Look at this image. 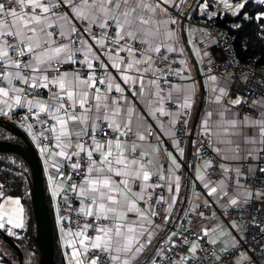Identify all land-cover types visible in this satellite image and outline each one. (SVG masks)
I'll return each mask as SVG.
<instances>
[{
    "label": "snow or ice",
    "instance_id": "1",
    "mask_svg": "<svg viewBox=\"0 0 264 264\" xmlns=\"http://www.w3.org/2000/svg\"><path fill=\"white\" fill-rule=\"evenodd\" d=\"M220 2L243 20L264 21V13L253 18L244 11L252 0H233L235 7L229 0ZM256 3L264 6V0ZM182 4L183 0H0V113L7 115L4 109L11 110L13 103L36 109L37 115L51 108L55 126L48 131L57 133L56 147L62 149L53 155L64 157L63 166H70L68 181L81 178L80 183L53 189V195L62 188L74 193L71 199L63 197L66 211L84 218L83 223L72 220L78 230L65 233L78 238L66 241L65 247L71 249L65 253L68 264H140L149 252L147 264H233L234 259L236 264H259L247 253L232 255L240 243L235 238L216 251L200 243L209 236L207 230L203 236L196 232L195 240L184 235L190 231L187 227L164 235L169 223L179 227L176 171L181 165L172 157L175 169L161 164L152 171L163 151L148 119L163 124L161 118H169L170 128L181 122V132L187 131L195 88L175 81L193 78L186 61L172 55L184 54L171 27L178 21L164 18L169 8L179 9ZM257 27L264 28V23ZM194 51L200 54L199 49ZM178 63L183 67H175ZM207 63L211 71L213 61ZM65 65L77 67L61 71ZM242 79L251 83L247 77ZM227 88L226 80L218 87V77L208 76L205 90L210 89L214 107L201 122L199 148L204 149L203 157L209 151L214 156L206 160L198 178L206 195L217 196L224 209L249 211L253 203L264 202V187L252 188L248 183H255L257 173L264 174V95L251 103L242 98L225 100ZM42 90L54 101L47 108L36 99ZM238 90L246 95L264 93V82ZM241 104L256 115L241 117L232 110ZM97 135L108 139L100 143ZM175 146L180 148L179 142ZM52 167L64 176L61 166L53 163ZM213 175L220 179L213 180ZM2 189L0 185V199ZM6 202L12 207L0 203V230L13 236L12 229L25 227V210L18 198ZM204 206H209L206 201ZM198 207L185 212V217ZM174 236L182 237L179 245ZM204 242L214 245L217 240Z\"/></svg>",
    "mask_w": 264,
    "mask_h": 264
},
{
    "label": "crops",
    "instance_id": "2",
    "mask_svg": "<svg viewBox=\"0 0 264 264\" xmlns=\"http://www.w3.org/2000/svg\"><path fill=\"white\" fill-rule=\"evenodd\" d=\"M214 2H220V0H183L182 7L177 9L178 17L173 16L169 11L167 13H164L165 19L171 16L172 18H175L178 21L176 25H172L171 27L175 28L177 36L180 40L179 47H181L184 50V54L179 55L181 57L180 60L183 59L186 61L187 67L190 70L189 74L193 78L191 81H184L182 83L190 84L195 88V97H194L195 103L193 105V108L191 109V116L188 119L186 137L183 143H179L180 148H183V156L180 155V148H177L175 146V142H178L176 139V125L170 128V126L167 123V120L169 118L162 117L161 119L164 120L163 124H160L159 121H156L153 118H149L148 123L150 124L151 128L154 129L155 132L159 134L158 143L163 151V155L158 154L159 155L158 164L152 166V171L155 172L157 170V167L161 164L165 169H169V168L175 169V166L172 164V157H175L177 162L180 163L181 165L180 169L176 171V175L180 178V191L179 193H177L178 203L175 205V208L179 209V212L175 214L176 224L180 226L183 219H187L190 215L195 216L196 212H190V214L185 217V212L195 208L196 205L198 204L204 205L206 201L207 204L212 207V209L209 211L208 215L206 216L205 222L202 225L201 229L203 231L207 230L209 232V236H208L209 240L210 239L217 240L216 244L214 245L211 244L212 248L215 250H220L222 247L229 245V242L234 238L235 233L232 234V232L228 228L232 224L230 222V219L227 217L228 209L226 210L223 208L222 202L218 199L217 196L206 195V190L203 188L202 182L198 178L201 172L203 171V165L205 164V162L198 161L196 159L197 139L200 136H202L201 122L205 117V112L210 107H214V105H211L209 102L211 99L210 89L208 91L205 90L208 82V76L210 75H207L203 70V65L206 64L209 60V57L204 56L203 53L208 52L207 49L208 47H212L213 42L209 40L205 45L204 37H201L200 43L196 46L194 45L192 46L190 44V40L192 36V27L188 23V19L193 13L195 14L199 13L201 8L205 4L210 5ZM253 2L255 4H258L256 3V0H253ZM229 3H233V2L229 0ZM221 4L224 7L223 3ZM233 7H235L234 3H233ZM225 9L227 10V14H229L231 18H233L234 15L232 14V9L229 8H225ZM195 49L200 50L199 55L196 54V52L194 51ZM109 71L113 72L114 74V70L109 69ZM217 77H218V87H223V82L225 80L220 78L219 76ZM226 91L228 92V88L226 89ZM27 98L31 99L32 97L28 96ZM232 98H239V97H232L228 93V96L225 97L224 99L229 100ZM36 99L45 102L46 108L48 107L49 103H54V101L50 100V93L47 90H42V95L36 97ZM24 109H28V108L27 107L21 108L13 103L11 110L7 108L4 109V111L8 113L7 115L0 113V119L2 120L4 119L8 122H12L15 124V126L20 128L22 132L26 135L27 139L30 141L31 145H33V147L37 151V154L41 161L44 188L47 198L49 200V205L53 219V226L56 232V237L58 240L59 247L63 249V247H65L67 240L78 239L76 237H67L65 235L67 231L62 230V228L60 227V219L54 211V200L61 199L65 195L64 188H65L66 177L65 175L63 177H60L59 173L57 172V169L55 167H52V165L53 163H55L56 165L61 166L60 171L64 173L63 165H65L66 161L64 157L53 155V153H58L59 151L62 150L56 147L57 141L55 140V136L57 135V133H51L52 141L50 145L44 147H41L39 145V141L41 140L43 135L49 132L48 131L49 129L43 128L44 122L52 121L51 126H55V121L51 119L53 110L49 108L47 114L40 113L39 117H35V116L31 118L26 117L21 123L17 122L16 120L14 121L13 116ZM232 110L234 112H238L236 110V107H233ZM239 115L243 117L240 113ZM195 119L196 122L193 128L191 142L188 145V136L190 134V128L192 126L193 121H195ZM71 130L79 131V128H74ZM57 132H58V128H57ZM149 140H151V137H149ZM45 148L48 150L47 152L42 151V149ZM68 151H71V149H68ZM117 179H121V178L118 177ZM59 184H63L64 188L60 190L59 195H53V189L56 187V185ZM195 186L201 189L200 194H195L192 191L193 187ZM133 190L135 191V188ZM165 195H167L166 192ZM179 201H183V202L180 203ZM178 228L179 227H174L172 223H169L167 229L165 230L164 235H166L169 230L177 231ZM213 230H215V236H212ZM16 231L17 230L13 231V233ZM150 255H151L150 252L146 253L145 256L140 260V264H147V257ZM25 256L27 255L24 254L23 259ZM63 257L65 260V264H68V257L66 255H63ZM259 263L264 264V259ZM0 264H6L3 262L1 257H0Z\"/></svg>",
    "mask_w": 264,
    "mask_h": 264
},
{
    "label": "built area",
    "instance_id": "3",
    "mask_svg": "<svg viewBox=\"0 0 264 264\" xmlns=\"http://www.w3.org/2000/svg\"><path fill=\"white\" fill-rule=\"evenodd\" d=\"M171 14L178 17V12L176 8H169L168 9ZM213 13H216V15H212ZM225 14H227V10L222 6L220 2H214L205 9L204 7L201 8L200 12L195 14L193 13L190 18L188 19L189 25L192 27V36H191V45L196 46L200 43V38L204 37L205 45L207 44V41L211 40L213 42L212 47H208L207 51L209 53L208 57L213 61V66L211 68V71H209L208 63L203 65V70L207 75H215L219 76L220 78L224 79L228 83V93L232 97H239L242 99L247 100L249 103L253 99H256L257 96L264 95V93L256 92L254 95H246V93L242 90L238 89H252L255 88L258 82H264V70L257 65V57H253L249 59L248 61L242 62L237 57L234 48H233V41L234 39L232 36L229 35L227 28H222L217 25L218 18L223 17ZM250 17H256L251 16ZM259 16V15H257ZM180 18V17H179ZM247 21V20H246ZM256 23H264V21H256L253 19ZM234 25H239L238 22L229 23L228 26L231 29L237 28ZM258 28V32L262 40L264 41V28ZM177 61L180 60L179 54H172ZM77 67L75 65H65L64 68L61 69V71L68 70L70 71L72 68ZM175 67L180 68L183 67L179 63L175 65ZM231 73L232 75L229 77L228 74ZM243 77H247L251 83H246L242 79ZM176 83H182L184 81L177 80ZM236 110L242 115H251L255 116L256 113L254 110L245 107L243 104L236 107ZM38 111L36 109L29 110L24 109L18 112L13 116L14 121L22 122L24 118L28 117L31 118L33 116L39 117L37 115ZM189 119V118H188ZM52 124V121H46L43 124L44 129H49ZM188 124V123H187ZM184 127V125L181 122H178L176 124V139L179 143H183L184 139L186 137V132L182 133L181 129ZM187 128V126H186ZM99 142L104 143L108 139L107 136L96 137ZM203 137L200 136L197 139L196 143V159L198 161H204L213 159L214 153L209 151L208 156L203 157L204 149H200L199 145L202 142ZM52 136L50 132H47L41 140L39 141V145L41 147L48 146L51 144ZM205 148H207V145H205ZM203 157V158H201ZM64 175L67 177L71 173L70 166L63 167ZM211 171V170H209ZM257 179L255 183L252 181H248L250 186L252 188L264 187V174L257 173ZM213 180L220 179L219 176L213 175ZM80 183L81 178L73 176L72 181H68L65 179V188L67 187L68 183ZM195 194H200L201 189L198 187H193L192 190ZM65 195H68V197L71 199L75 194L74 193H66ZM199 207L196 208V215L195 216H189L187 219H183L181 222V225L179 226L177 232H183L184 228L187 227L190 229L188 232H184V235L189 236L190 239L195 240V233L200 232L203 236V230L202 225L205 222V218L208 215L209 211L212 209V207L209 205L208 207H205L202 204H198ZM77 206V202L75 200L72 201V208H75ZM247 207V206H246ZM67 205L65 204L63 198L61 199H55L54 200V211L58 215L59 219L61 217H68L67 220H61V228L65 231L71 230L73 232L77 231L78 229L74 224L71 223L72 220H77L80 223H83V217H77L76 213L67 210ZM256 209H260V212L257 213ZM203 212L204 216L200 217L199 213ZM227 217L230 219L231 225L228 227L229 230L233 233H235V240L239 241L240 243L237 244L236 250L232 255L234 257H239L240 254L247 253L248 256H251L252 259L262 261L264 259V202H257L253 203L252 207L249 211H236L233 209H228L227 211ZM159 222V221H157ZM259 225V226H257ZM89 234H91V230H89ZM173 240L176 241L177 245H179L182 241V237L175 236ZM209 240L208 236L204 237V240L200 241L201 244L205 248H212L211 244L205 243L204 241ZM187 247V246H185ZM231 252V249H229ZM70 249L67 247L63 248L64 254L66 252H69ZM181 252H183V249H180ZM219 251V250H216ZM235 259L233 260V264H235ZM260 264V263H259Z\"/></svg>",
    "mask_w": 264,
    "mask_h": 264
},
{
    "label": "trees",
    "instance_id": "4",
    "mask_svg": "<svg viewBox=\"0 0 264 264\" xmlns=\"http://www.w3.org/2000/svg\"><path fill=\"white\" fill-rule=\"evenodd\" d=\"M230 1L233 2V0ZM244 11L247 12L248 15L257 16L264 13V6L255 4L252 0L251 3L246 5ZM233 22H238L241 26L231 29L228 24ZM216 23L218 26L228 29L229 35L234 39L233 48L239 60L245 62L253 57H257V65L264 70V41L260 37L257 25L254 21L249 22L237 16L231 18L229 14H225L223 17L218 18ZM0 141L17 143L18 139L11 132L0 126ZM28 176V168L21 159L14 155L0 152V185H3V198L14 197L20 199L26 216L25 227L14 232L13 236L8 237L20 249L23 255L25 254L28 256L29 261L24 262V264H37V254L34 246V220L27 182ZM46 201L52 226L54 264H65L62 249L59 247L53 226L47 195ZM0 257L6 264H19L16 252L1 236Z\"/></svg>",
    "mask_w": 264,
    "mask_h": 264
},
{
    "label": "water",
    "instance_id": "5",
    "mask_svg": "<svg viewBox=\"0 0 264 264\" xmlns=\"http://www.w3.org/2000/svg\"><path fill=\"white\" fill-rule=\"evenodd\" d=\"M195 122L196 119L190 128L188 145L191 142ZM0 126L11 132L20 141L17 143L0 141V152L18 157L28 168L29 176L27 177V182L34 220V243L36 254L38 253V264H54L52 226L47 208L40 158L26 135L14 123L0 119ZM0 236L16 252L18 263L24 264L23 254L20 249L2 230H0Z\"/></svg>",
    "mask_w": 264,
    "mask_h": 264
},
{
    "label": "rangeland",
    "instance_id": "6",
    "mask_svg": "<svg viewBox=\"0 0 264 264\" xmlns=\"http://www.w3.org/2000/svg\"><path fill=\"white\" fill-rule=\"evenodd\" d=\"M173 15V14H172ZM174 16V15H173ZM190 44H191V40H190ZM4 120V119H3ZM6 121V120H5ZM18 142H20L19 140H18ZM10 199H17V198H14V197H6V198H3V199H1L0 200V203H5V206L7 207V208H11L12 207V205L11 204H8L6 201L7 200H10ZM21 207H23L22 206V203H21ZM31 211H32V207H31ZM24 221H25V219H26V216H25V212H24ZM7 227H11L10 225H6ZM15 230H19V229H12V231H15ZM34 246H35V243H34ZM35 251H36V247H35ZM24 260L25 261H29V258H28V256H25L24 257ZM38 262H39V260H38V253H37V264H38Z\"/></svg>",
    "mask_w": 264,
    "mask_h": 264
},
{
    "label": "bare ground",
    "instance_id": "7",
    "mask_svg": "<svg viewBox=\"0 0 264 264\" xmlns=\"http://www.w3.org/2000/svg\"><path fill=\"white\" fill-rule=\"evenodd\" d=\"M70 252V251H69Z\"/></svg>",
    "mask_w": 264,
    "mask_h": 264
}]
</instances>
